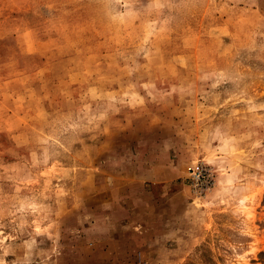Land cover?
I'll return each mask as SVG.
<instances>
[{
    "label": "rangeland",
    "instance_id": "obj_1",
    "mask_svg": "<svg viewBox=\"0 0 264 264\" xmlns=\"http://www.w3.org/2000/svg\"><path fill=\"white\" fill-rule=\"evenodd\" d=\"M0 264H264V0H0Z\"/></svg>",
    "mask_w": 264,
    "mask_h": 264
},
{
    "label": "built area",
    "instance_id": "obj_2",
    "mask_svg": "<svg viewBox=\"0 0 264 264\" xmlns=\"http://www.w3.org/2000/svg\"><path fill=\"white\" fill-rule=\"evenodd\" d=\"M190 175L193 176V177H196L197 179L200 177V176H203L204 175V170L202 168V166H200L199 164L193 166L190 168Z\"/></svg>",
    "mask_w": 264,
    "mask_h": 264
}]
</instances>
